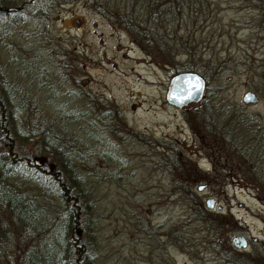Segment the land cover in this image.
Returning a JSON list of instances; mask_svg holds the SVG:
<instances>
[{
	"label": "trees",
	"instance_id": "1",
	"mask_svg": "<svg viewBox=\"0 0 264 264\" xmlns=\"http://www.w3.org/2000/svg\"><path fill=\"white\" fill-rule=\"evenodd\" d=\"M69 1L0 0L1 7L19 6L0 9V32L11 38L16 32L7 23L25 27L24 40L13 39L7 57L0 55V264H99L96 190L106 181L127 179L124 165L130 155L121 144L131 139L153 149L166 143L128 127L117 103L83 89L74 59H67L59 46L43 36L47 23L36 31V20H44L53 3ZM242 1L254 9L249 16V22L256 24L254 31L264 33V0ZM83 2L126 30L154 60L170 63L181 55L185 57L181 70L202 69V74H208L199 64L202 52L194 42L193 27L211 14L210 0ZM205 60L213 70L218 67L215 73L235 71L222 63L224 58ZM256 77L260 83L253 88L264 98V71ZM198 101L188 104L199 107L184 110L191 128L202 138L229 144L219 148L220 154L240 159L247 167L246 171L240 168L241 174L264 201V132L259 116L244 111L241 103L217 100L215 95ZM30 138L32 153L25 152ZM35 153L51 157L38 165L32 158ZM168 167L181 171L176 200L193 208L190 221L195 219L214 235L221 232L225 215L196 197L194 185L201 172L195 163L181 155ZM33 185L51 195L49 213L30 193ZM167 242L180 244L179 239L168 238L164 245ZM235 247L223 250L228 260L264 264V255ZM162 256L174 264L165 249Z\"/></svg>",
	"mask_w": 264,
	"mask_h": 264
},
{
	"label": "rangeland",
	"instance_id": "2",
	"mask_svg": "<svg viewBox=\"0 0 264 264\" xmlns=\"http://www.w3.org/2000/svg\"><path fill=\"white\" fill-rule=\"evenodd\" d=\"M210 1L211 14L193 27L194 42L202 52L199 64L208 72L203 75L202 69H196L206 79L202 97L215 95L217 100L241 103L244 111L259 116L264 132V98L253 88L260 83L256 76L264 71V33L254 31L256 24L249 22L254 9L244 1ZM44 15V20H36V31L41 32L47 23L43 36L59 46L67 59H74L83 89L117 103L128 127L167 143L154 145V150L131 139L121 144L130 155L124 165L127 179L121 184L106 181L96 190L99 264H172L162 256L164 249L174 264H237L223 254L224 249L235 247L233 238L237 235H244L247 244L236 249L255 250L263 256L264 201L241 174L247 167L238 157L220 154L223 151L219 148H228L229 144L223 146L217 139L202 138L193 131L184 110L198 104L179 107L165 99L169 78L181 70L185 57L177 55L170 63L154 60L126 30L83 0L53 3ZM6 26H12L16 33L7 38L0 32L3 57L10 53L8 45L13 39L22 41L25 36L21 35L25 28L22 23ZM211 56L221 62L224 58L222 63L235 71L215 73L218 67L213 70L205 60ZM248 89L257 94V101L242 100ZM33 145L30 138L25 152L32 153ZM181 155L190 158L201 172L194 185L196 197L203 203L213 197L210 209L225 215L222 230L216 235L195 219L191 222L193 208L176 200L181 171L168 166ZM50 157L32 155L38 165ZM30 193L49 213L51 195L38 185H33ZM168 238L179 239L181 245H164Z\"/></svg>",
	"mask_w": 264,
	"mask_h": 264
},
{
	"label": "water",
	"instance_id": "3",
	"mask_svg": "<svg viewBox=\"0 0 264 264\" xmlns=\"http://www.w3.org/2000/svg\"><path fill=\"white\" fill-rule=\"evenodd\" d=\"M18 8V5L0 6V9L5 11L17 10ZM205 87L206 79L200 72L196 70L176 71L169 78L165 92V99L167 102L176 106H185L190 102L201 99L204 95ZM242 100L245 103L255 102L258 100V96L253 90L248 89L242 95ZM202 188L203 184L198 185L199 190ZM205 204L208 208H212L214 206V198L207 197ZM233 243L237 247H242L247 244V239L244 235H237L234 237Z\"/></svg>",
	"mask_w": 264,
	"mask_h": 264
},
{
	"label": "flooded vegetation",
	"instance_id": "4",
	"mask_svg": "<svg viewBox=\"0 0 264 264\" xmlns=\"http://www.w3.org/2000/svg\"><path fill=\"white\" fill-rule=\"evenodd\" d=\"M235 237V236H234ZM234 239V238H233ZM235 245V244H234Z\"/></svg>",
	"mask_w": 264,
	"mask_h": 264
}]
</instances>
